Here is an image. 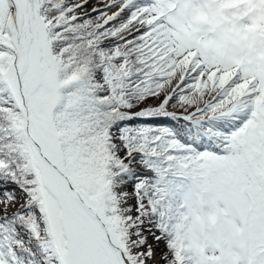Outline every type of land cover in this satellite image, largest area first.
I'll list each match as a JSON object with an SVG mask.
<instances>
[{
	"label": "snow or ice",
	"instance_id": "snow-or-ice-1",
	"mask_svg": "<svg viewBox=\"0 0 264 264\" xmlns=\"http://www.w3.org/2000/svg\"><path fill=\"white\" fill-rule=\"evenodd\" d=\"M219 3L0 0V264H264V0Z\"/></svg>",
	"mask_w": 264,
	"mask_h": 264
},
{
	"label": "rangeland",
	"instance_id": "rangeland-1",
	"mask_svg": "<svg viewBox=\"0 0 264 264\" xmlns=\"http://www.w3.org/2000/svg\"><path fill=\"white\" fill-rule=\"evenodd\" d=\"M220 1L224 2L226 4V0H220ZM244 1L246 3H243V1L231 0V3L228 5L220 4L221 11H222V13L225 14L224 19H227L228 14H231L235 18H237L239 20H243L244 17H246L249 14V12L248 11L241 12L240 9L241 8H246V9L250 8L249 3H247L246 0H244ZM96 6L100 7L102 5L97 4ZM253 6H254V8L256 7V5H253Z\"/></svg>",
	"mask_w": 264,
	"mask_h": 264
},
{
	"label": "trees",
	"instance_id": "trees-1",
	"mask_svg": "<svg viewBox=\"0 0 264 264\" xmlns=\"http://www.w3.org/2000/svg\"><path fill=\"white\" fill-rule=\"evenodd\" d=\"M263 20L262 19H258L257 22H256V28L257 29H264V28H259V23L262 22Z\"/></svg>",
	"mask_w": 264,
	"mask_h": 264
}]
</instances>
